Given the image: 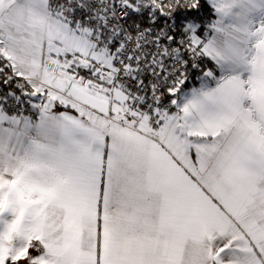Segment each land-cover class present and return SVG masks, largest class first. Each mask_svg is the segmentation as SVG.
<instances>
[{"label": "snow or ice", "instance_id": "1", "mask_svg": "<svg viewBox=\"0 0 264 264\" xmlns=\"http://www.w3.org/2000/svg\"><path fill=\"white\" fill-rule=\"evenodd\" d=\"M0 264H264V0H0Z\"/></svg>", "mask_w": 264, "mask_h": 264}]
</instances>
